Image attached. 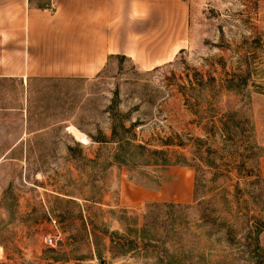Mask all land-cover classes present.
<instances>
[{"label": "rangeland", "instance_id": "obj_1", "mask_svg": "<svg viewBox=\"0 0 264 264\" xmlns=\"http://www.w3.org/2000/svg\"><path fill=\"white\" fill-rule=\"evenodd\" d=\"M145 3L132 57L113 55L96 75L0 71V264H264V0ZM195 76L241 80L217 100L254 128L255 181L225 172V197L176 161L189 155L176 134L202 135L187 103ZM115 115L147 148L127 162L98 141ZM224 153L219 163L234 161Z\"/></svg>", "mask_w": 264, "mask_h": 264}, {"label": "crops", "instance_id": "obj_2", "mask_svg": "<svg viewBox=\"0 0 264 264\" xmlns=\"http://www.w3.org/2000/svg\"><path fill=\"white\" fill-rule=\"evenodd\" d=\"M145 2L0 0V54L8 46L13 56L6 65L0 61V71L13 74L9 71L25 69L32 75L53 77L96 75L111 56L132 57L133 17H141Z\"/></svg>", "mask_w": 264, "mask_h": 264}, {"label": "trees", "instance_id": "obj_3", "mask_svg": "<svg viewBox=\"0 0 264 264\" xmlns=\"http://www.w3.org/2000/svg\"><path fill=\"white\" fill-rule=\"evenodd\" d=\"M214 81V79H212ZM241 80H228L216 83L204 81L201 76H195L190 80V94L187 98L189 110L195 114L193 122L199 127L202 135L189 137L188 142H185L182 135L176 134L178 141L175 143L179 147L185 148L189 145L186 153L181 152L177 155V163L190 165L194 168L195 179L201 187H206V183L217 182L215 188L222 189L221 192L225 197L227 190L218 184L217 180L226 178L225 172L235 170L238 177H254L255 181V141L253 137L254 128L248 119L239 117L237 111L227 109L219 105L217 93L222 89L239 91L242 86ZM211 94L210 98H206ZM203 98V99H202ZM112 107V106H111ZM135 125L132 123L128 128L125 127L121 115L112 117L111 133L109 140L106 137H99L98 141H113L116 143V152L114 159L118 162H127L132 151H145L146 146L142 143H134V138L128 136L131 128ZM218 137L221 141V146L217 149H211ZM92 138V137H91ZM163 145H170L172 141L167 138L163 141ZM154 154L159 156L163 162L168 163L166 159L167 150L153 149ZM227 152L234 161H229L222 165L220 159L225 158ZM144 153V152H143ZM213 153V157H209ZM222 166H224L222 168ZM215 170V172L213 171ZM210 173L212 177L205 179V175ZM222 182V181H221ZM213 188V186L208 189ZM243 195L244 190L235 185V191ZM211 201V200H210ZM204 203V202H203ZM208 209H204L207 211ZM145 225V224H144ZM139 238V236H137ZM141 237V236H140ZM246 238V237H245ZM134 241L132 240V243ZM96 245V243H95ZM99 260L104 261L103 257L97 253Z\"/></svg>", "mask_w": 264, "mask_h": 264}, {"label": "bare ground", "instance_id": "obj_4", "mask_svg": "<svg viewBox=\"0 0 264 264\" xmlns=\"http://www.w3.org/2000/svg\"><path fill=\"white\" fill-rule=\"evenodd\" d=\"M72 131H73V133L77 136V137H79L80 138V136L78 135V133L76 132V129L74 130L73 128H72ZM78 131V130H77ZM83 135V134H82Z\"/></svg>", "mask_w": 264, "mask_h": 264}]
</instances>
